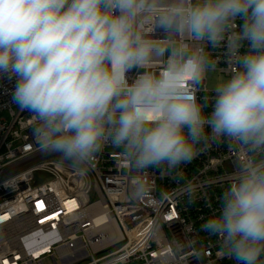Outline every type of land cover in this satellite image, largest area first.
Returning <instances> with one entry per match:
<instances>
[{"label": "clouds", "instance_id": "clouds-1", "mask_svg": "<svg viewBox=\"0 0 264 264\" xmlns=\"http://www.w3.org/2000/svg\"><path fill=\"white\" fill-rule=\"evenodd\" d=\"M147 0H0V79L14 82L12 102L32 114L41 150L85 171L104 145L122 147L138 168L177 166L211 129L264 151V0H202L161 18L195 39L215 42L242 18L241 70L216 86L210 115L192 84L205 75L203 49L161 50L137 27ZM167 51V50H165ZM201 229L221 240L236 264H264V160H249Z\"/></svg>", "mask_w": 264, "mask_h": 264}, {"label": "built area", "instance_id": "built-area-1", "mask_svg": "<svg viewBox=\"0 0 264 264\" xmlns=\"http://www.w3.org/2000/svg\"><path fill=\"white\" fill-rule=\"evenodd\" d=\"M195 1L147 0L137 27L162 54L127 76L131 83L145 71L158 74L180 45L203 49L205 75L191 87L210 115L216 91L208 73L230 79L241 70L249 44L236 40L239 17L215 42L160 25ZM13 86L0 79V264H236L201 224L217 211L242 167L264 160V151L206 128L193 157L177 166L138 168L122 147L108 142L81 171L41 150L32 136V114L12 102Z\"/></svg>", "mask_w": 264, "mask_h": 264}, {"label": "rangeland", "instance_id": "rangeland-1", "mask_svg": "<svg viewBox=\"0 0 264 264\" xmlns=\"http://www.w3.org/2000/svg\"><path fill=\"white\" fill-rule=\"evenodd\" d=\"M202 0H198L195 1L194 5L201 3ZM229 78L223 74H221L220 72H209L208 73V86L209 88L215 90L216 86L220 83L225 82L226 80H228ZM6 115V114H5ZM46 264H50L49 261H46Z\"/></svg>", "mask_w": 264, "mask_h": 264}]
</instances>
